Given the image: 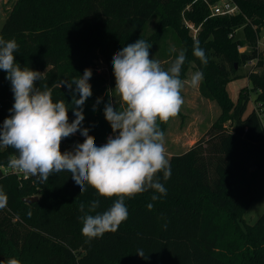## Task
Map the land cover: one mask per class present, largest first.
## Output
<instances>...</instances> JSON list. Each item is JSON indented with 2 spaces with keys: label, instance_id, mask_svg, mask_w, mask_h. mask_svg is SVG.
<instances>
[{
  "label": "trees",
  "instance_id": "obj_1",
  "mask_svg": "<svg viewBox=\"0 0 264 264\" xmlns=\"http://www.w3.org/2000/svg\"><path fill=\"white\" fill-rule=\"evenodd\" d=\"M232 1L240 12L230 17H210L208 6L196 0L15 1L0 37L16 40V62L42 73L36 86L51 88L53 100L66 103L69 122L75 116L72 93L62 85L65 80L78 78L86 68L92 70L99 55L109 61L138 39L151 45V55L168 31L181 39L185 51L181 76L189 62L195 63L204 76L201 95L217 99L224 113L207 139L171 157L170 178L164 180L159 174L166 195L149 189L126 198L127 220L115 233L91 241L81 232L80 204L99 200L91 213L95 215L108 210L116 197H100L91 187L80 194L66 171L42 184L35 176L22 180L0 170V189L8 196L7 206L0 209V264L12 258L20 264H264V213L255 224L244 223V215L264 193V50L258 49L264 0ZM156 18L155 32L144 37L148 23ZM184 18L200 27L196 39ZM194 41L205 51L206 65L193 55ZM239 45L249 50L239 52ZM251 62L259 71L247 76L256 104L249 111L250 97L233 104L226 88L241 78L237 66ZM6 76L0 70V126L14 104ZM104 82L92 71L93 94L83 106L82 127L89 129L97 146L114 135L104 117L105 104L111 100L120 107L114 89L105 93ZM97 98L102 100L93 111ZM165 125H160L162 131ZM77 132L62 141L61 151H72L83 142ZM15 154V149L0 146V167H8L10 155ZM152 195L160 199L152 201ZM33 197L38 201H24ZM149 203L154 205L151 210L146 207Z\"/></svg>",
  "mask_w": 264,
  "mask_h": 264
},
{
  "label": "clouds",
  "instance_id": "obj_2",
  "mask_svg": "<svg viewBox=\"0 0 264 264\" xmlns=\"http://www.w3.org/2000/svg\"><path fill=\"white\" fill-rule=\"evenodd\" d=\"M150 47L146 40L138 39L113 55L114 91L120 99V107L118 110L111 100L105 104L104 117L114 135L109 136L104 145L97 146L89 129L82 127L83 106L93 94L89 83L92 70L86 68L83 75L62 84L73 97L75 119L69 122L66 103L54 101L51 88L36 86V81L43 78L42 73L22 68L16 62V40L0 37V70L7 73L6 79L11 82L14 94V104L9 109L11 115L0 126V146L13 148L17 153L10 155L8 167L35 176L42 184L53 174L66 171L80 187V194L91 187L100 197H116L108 210L95 215L91 213L99 207V200L87 206L80 204L81 232L87 241L118 230L128 218L126 198L149 189L161 196L167 194L159 174L167 180L171 168L165 133L160 125L180 113L185 84L198 87L204 76L197 71L190 80H182L185 51L181 50L165 69L150 56ZM193 55L202 64L208 63L199 41H194ZM76 94H79L78 99ZM101 100L97 98L93 111ZM77 131L84 137L83 142L76 144L72 151H61L62 141ZM151 199L157 201L160 196L152 195ZM7 201L8 196L0 189V209L7 206ZM146 207L151 210L154 205L149 203ZM137 254L145 258L143 250H138ZM5 264H20V261L12 258Z\"/></svg>",
  "mask_w": 264,
  "mask_h": 264
},
{
  "label": "rangeland",
  "instance_id": "obj_3",
  "mask_svg": "<svg viewBox=\"0 0 264 264\" xmlns=\"http://www.w3.org/2000/svg\"><path fill=\"white\" fill-rule=\"evenodd\" d=\"M15 1L16 0H0V31L2 30ZM157 25V18L150 21L147 29H144L145 31H143L144 37H149L154 33ZM168 32V36L163 42L152 47V53L150 55L153 59L160 61L162 67L165 69L171 65L175 60V56L182 50L181 39L179 40L178 37H176L174 31ZM242 33V30L238 31V35H240L241 38H244ZM260 42L261 44L264 43V31L260 35ZM245 47L247 48L246 51H248V47ZM171 49H175V51H171ZM111 57H113V55ZM105 59L104 56L99 55L94 63L92 71L94 73V78L105 80V93L109 91V93L112 94L113 89L115 88V84L114 87L111 85V81L115 80H112V76H114V73L112 74V58L109 61H106ZM237 70L238 74L241 75V78L227 85V94L233 104L237 103L239 99L249 96L251 101L248 110L251 111L255 108L256 104L254 102V93L251 90V85L247 76L251 72L259 70L254 67L253 63L242 65L241 67L237 66ZM197 71H200L197 65L193 62H189V66L180 78L184 81H188L192 74ZM202 82L203 80L201 83ZM201 83L195 88L187 83L185 84L182 91L184 103L180 113L175 118L170 119L165 125V147L168 160L174 155L182 154L189 150L198 141L204 138L207 139L211 126L224 113L223 108L217 99L208 100L201 95ZM263 213L264 193L263 197L254 203L246 212L244 215V223L250 225L255 224Z\"/></svg>",
  "mask_w": 264,
  "mask_h": 264
},
{
  "label": "built area",
  "instance_id": "obj_4",
  "mask_svg": "<svg viewBox=\"0 0 264 264\" xmlns=\"http://www.w3.org/2000/svg\"><path fill=\"white\" fill-rule=\"evenodd\" d=\"M198 2H202L206 4L210 11V17H230L237 15L240 10L239 7L233 3L232 0H218L215 3H211L210 0H196ZM191 7L188 6L186 10H190ZM184 24L185 26L192 32L193 37L196 39V36L200 30V27H196L193 23L189 22L186 18H184ZM245 46H238L239 52H246ZM258 49L264 50V43L261 44L260 39L258 41ZM254 63V62H251ZM78 135V132L74 134V136ZM0 170L4 174H13L17 176L19 179L27 180L29 178V175L23 174L21 172H18L16 170H13L9 167L2 166L0 167Z\"/></svg>",
  "mask_w": 264,
  "mask_h": 264
},
{
  "label": "water",
  "instance_id": "obj_5",
  "mask_svg": "<svg viewBox=\"0 0 264 264\" xmlns=\"http://www.w3.org/2000/svg\"><path fill=\"white\" fill-rule=\"evenodd\" d=\"M24 201H25L26 203L31 204V203H35V202H37V201H38V198H37V197L28 198V199H25Z\"/></svg>",
  "mask_w": 264,
  "mask_h": 264
}]
</instances>
